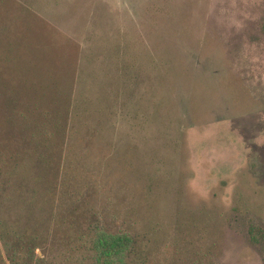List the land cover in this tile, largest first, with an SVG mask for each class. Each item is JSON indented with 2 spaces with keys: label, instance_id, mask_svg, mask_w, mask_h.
<instances>
[{
  "label": "rangeland",
  "instance_id": "374dc122",
  "mask_svg": "<svg viewBox=\"0 0 264 264\" xmlns=\"http://www.w3.org/2000/svg\"><path fill=\"white\" fill-rule=\"evenodd\" d=\"M54 112L46 178L18 133ZM1 126L4 264L25 237L86 264L95 230L130 264H264V0H0Z\"/></svg>",
  "mask_w": 264,
  "mask_h": 264
},
{
  "label": "trees",
  "instance_id": "16d2710c",
  "mask_svg": "<svg viewBox=\"0 0 264 264\" xmlns=\"http://www.w3.org/2000/svg\"><path fill=\"white\" fill-rule=\"evenodd\" d=\"M56 112L48 119V128L46 126L48 124L45 123V118L41 114V118L39 117L40 127L33 124H25L26 128L18 133V136L21 135L22 140L24 139L21 144H17L18 147L25 149L24 157L21 158V161L30 160L33 157V149L37 148L39 154L46 155L39 161V165L42 166V174L46 178H49L51 172H54L58 165L56 156L62 139L63 114L62 112ZM14 134L15 130L13 128L0 127V152L11 143L10 141L14 138ZM2 155L0 153V156ZM2 241L6 252V260L9 264H49L50 262L51 256L41 246V257L35 255L34 249L39 248L37 237L19 238L17 243H13L12 240H7L6 238H2ZM79 241L78 246L71 247V244H67L66 249L69 247L73 249V252H86L84 254L86 264H130V256L133 255L136 249V240L126 233L95 230L91 239L85 241L79 238ZM0 264H4L1 254Z\"/></svg>",
  "mask_w": 264,
  "mask_h": 264
}]
</instances>
